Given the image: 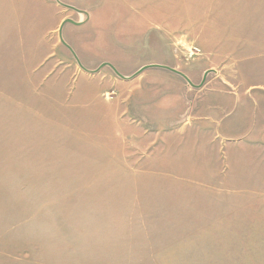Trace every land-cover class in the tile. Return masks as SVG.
Wrapping results in <instances>:
<instances>
[{"label":"rangeland","instance_id":"obj_1","mask_svg":"<svg viewBox=\"0 0 264 264\" xmlns=\"http://www.w3.org/2000/svg\"><path fill=\"white\" fill-rule=\"evenodd\" d=\"M93 1L0 0V264H264V0Z\"/></svg>","mask_w":264,"mask_h":264},{"label":"crops","instance_id":"obj_2","mask_svg":"<svg viewBox=\"0 0 264 264\" xmlns=\"http://www.w3.org/2000/svg\"><path fill=\"white\" fill-rule=\"evenodd\" d=\"M65 1L66 3L68 4H73L75 6H77L79 9H89V5L90 3H88V0H63ZM91 1V0H90ZM101 2V0H94L93 2ZM83 4V5H82ZM92 4V3H91ZM111 9H110V6L109 4H107L105 2V6L103 8H101L100 10H98V12L95 14V19L97 20V22L100 24V26L103 28H108L107 24H106V20L105 19H102L101 18L104 16V14L106 15L105 18H107V16H110V13H111Z\"/></svg>","mask_w":264,"mask_h":264},{"label":"water","instance_id":"obj_3","mask_svg":"<svg viewBox=\"0 0 264 264\" xmlns=\"http://www.w3.org/2000/svg\"><path fill=\"white\" fill-rule=\"evenodd\" d=\"M64 7H68V8H72V9H74L73 7H70V6H66V5H63ZM74 10H76V9H74ZM76 11H78V10H76ZM80 12V11H79ZM67 23H72V24H76V25H78L77 23H75V22H73V21H71V20H67V21H65L63 24H62V27H61V29H60V36H62V30H63V27L67 24ZM64 42V41H63ZM65 43V42H64ZM105 66H108V64H103L102 66H101V68H103V67H105ZM112 67V66H111ZM113 68V67H112ZM114 70H115V68H113ZM145 69V68H144ZM143 69V70H144ZM99 71V70H98ZM97 71V72H98ZM116 71V70H115ZM117 72V71H116ZM175 73H177V74H180V75H182L183 77H185L183 74H181V73H178L177 71H175ZM117 74L118 75H120L118 72H117ZM121 76V75H120ZM186 78V77H185ZM187 79V78H186Z\"/></svg>","mask_w":264,"mask_h":264}]
</instances>
